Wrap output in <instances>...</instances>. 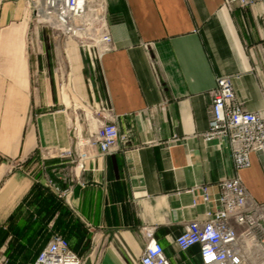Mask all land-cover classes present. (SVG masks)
<instances>
[{"label":"crops","instance_id":"1","mask_svg":"<svg viewBox=\"0 0 264 264\" xmlns=\"http://www.w3.org/2000/svg\"><path fill=\"white\" fill-rule=\"evenodd\" d=\"M106 2L113 49L94 65L74 44L67 49L79 108L59 92L48 32L32 27L27 1L0 0V253L10 264L35 261L56 233L82 264H140L145 228L170 264H199L198 246L181 251L176 243L216 206L196 187L217 199L219 184L238 176L264 203V151L237 171L228 140L203 136L219 78L231 79L246 111L264 117V2ZM106 121L131 134L127 149L101 155L78 146ZM75 148L91 156L85 171L60 157ZM49 180L71 190L67 199Z\"/></svg>","mask_w":264,"mask_h":264},{"label":"built area","instance_id":"2","mask_svg":"<svg viewBox=\"0 0 264 264\" xmlns=\"http://www.w3.org/2000/svg\"><path fill=\"white\" fill-rule=\"evenodd\" d=\"M32 10L33 21L54 34L75 37L78 47L94 65L113 49V38L107 22L106 0H26ZM264 0H225L229 9L245 8ZM210 119L204 133L207 141L226 139L237 171L251 165L252 153L264 151V117L258 112L246 111L237 100L231 79L216 81L210 91ZM77 141L79 140L76 137ZM131 134H121L114 121L102 122L94 133L88 134L78 146L97 148L108 155L128 148ZM74 147H76L74 145ZM60 157L68 158L74 170L85 171L91 159L87 150H68ZM78 180L74 174L72 181ZM83 186L85 182L78 180ZM48 186L60 198L67 199L71 190H62L54 181ZM219 196L213 199L209 187L198 191L206 204H215L202 219L191 221L176 239L178 248L187 251L198 246L199 264H264V203L253 199L240 177L222 181ZM148 242L140 264H170L163 247L145 228ZM69 242L60 234H53L48 245L35 261L28 264H82ZM0 264H10L0 253Z\"/></svg>","mask_w":264,"mask_h":264},{"label":"rangeland","instance_id":"3","mask_svg":"<svg viewBox=\"0 0 264 264\" xmlns=\"http://www.w3.org/2000/svg\"><path fill=\"white\" fill-rule=\"evenodd\" d=\"M40 26L35 22L32 23V27ZM45 31L48 32V35L45 36V41L50 44V47L53 51V56H55L56 66L58 69V88L61 95L66 94L70 100L71 105L75 104L76 107L82 108L81 100V86L78 83V77H68L70 72V67L68 66L69 56L67 49L70 45L76 44L78 46V40L75 37H65L59 36L56 33L52 34L51 30L44 27ZM79 55L84 57V52L78 47ZM82 113V109H79Z\"/></svg>","mask_w":264,"mask_h":264},{"label":"bare ground","instance_id":"4","mask_svg":"<svg viewBox=\"0 0 264 264\" xmlns=\"http://www.w3.org/2000/svg\"><path fill=\"white\" fill-rule=\"evenodd\" d=\"M75 46H76V48H77V50H78V46L76 45V44H74ZM67 103V102H66Z\"/></svg>","mask_w":264,"mask_h":264}]
</instances>
